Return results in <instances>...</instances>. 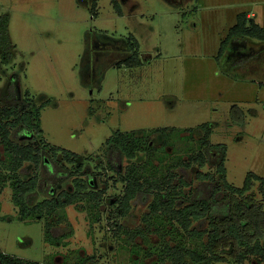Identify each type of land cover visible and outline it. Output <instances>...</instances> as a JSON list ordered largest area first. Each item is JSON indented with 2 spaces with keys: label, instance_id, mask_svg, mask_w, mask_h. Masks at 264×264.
<instances>
[{
  "label": "rangeland",
  "instance_id": "1",
  "mask_svg": "<svg viewBox=\"0 0 264 264\" xmlns=\"http://www.w3.org/2000/svg\"><path fill=\"white\" fill-rule=\"evenodd\" d=\"M117 1L122 14L112 0H0V15H11L16 45V57L0 63V94L13 84L20 99L28 94L39 105L48 99L37 137L78 153L84 170L95 172L91 189L105 191L97 220L83 201L56 212L52 221L70 234L52 245L45 218L22 219L7 183L0 193V250L11 256L43 264H78L89 255L96 264L154 263L158 255L145 252L160 240L153 228L159 223L147 219L153 195L121 209L126 180L107 166L106 142L116 131L144 133V147L152 146L133 159L123 156V173L149 157L147 174L159 178L172 172L174 183L183 174L186 191L198 184L199 170L220 180L215 151L203 166L193 162L183 168L204 151L206 124L209 141L227 145L230 183L242 186L251 171L264 177V40L246 36L240 49L228 44L220 54L239 13H254L264 26V0ZM130 37L138 42L140 62L119 64L134 52ZM31 141L35 137L23 139ZM66 164L75 170L78 162ZM25 166L23 178L36 173L34 164ZM73 179H65L59 190L70 188ZM252 191L263 200L260 181ZM48 195L39 190L36 201ZM135 230L143 233L131 237ZM214 264L264 262L251 256L244 263Z\"/></svg>",
  "mask_w": 264,
  "mask_h": 264
},
{
  "label": "trees",
  "instance_id": "2",
  "mask_svg": "<svg viewBox=\"0 0 264 264\" xmlns=\"http://www.w3.org/2000/svg\"><path fill=\"white\" fill-rule=\"evenodd\" d=\"M89 1V0H87ZM122 14L117 0H112ZM96 2L94 3V6ZM249 12H241L237 22L230 28L227 37L222 41L220 54L228 44L234 50L240 49L246 36L264 40V26L249 16ZM10 13L0 15V63H9L16 57V45L10 34ZM247 41V40H246ZM132 55L119 61V64H139L138 42L130 37ZM48 100V99H47ZM47 100L40 105L28 94L24 99L17 97L15 85H9L4 94H0V149L3 147L5 157H0V193L7 183L13 188V200L19 208L24 220H40L45 218L46 240L55 245L70 233L52 221L56 212L66 206L80 201L87 203L93 220L98 216L96 208L102 204L104 190H92L94 173L84 170L80 155L71 150L44 143L37 136L43 132L41 127V109ZM206 131L202 140L204 151L191 157L185 168L198 162L203 166L213 151L220 155L218 164V180L213 174L197 171L198 184L185 190L188 182L181 179L174 183L175 173L169 172L159 178H153L149 157L144 163L130 164L122 172L121 159H133L140 151H149L150 142H144L143 134L135 131H116L106 142L107 166L124 176L126 185L120 206L128 211L131 202L140 197L153 195L149 204L147 219L155 220L154 231L160 233V240L150 245L147 251L155 253L158 258L153 264H214L218 261L244 263L251 256H258L264 262V177L248 172L242 186H235L227 180L225 165L227 145L211 143L210 126L203 124ZM174 130V129H172ZM162 132L166 135L167 129ZM35 137V141L24 143L23 139ZM26 162L34 164L36 173L23 178L27 171ZM77 163L72 170L66 164ZM44 168V175L39 171ZM153 169L152 166L150 168ZM82 174L83 177H78ZM72 177L70 188L60 189L61 183ZM261 182L263 200L259 201L252 191L255 182ZM49 193L48 197L36 201L38 192ZM199 222L205 227L194 226ZM152 223L149 224L151 227ZM131 237L142 234L141 230L129 231ZM144 235V234H143ZM146 238V235H144ZM0 264H43L32 260L11 256L0 250ZM51 264V263H48ZM78 264H96L93 256L80 259Z\"/></svg>",
  "mask_w": 264,
  "mask_h": 264
},
{
  "label": "crops",
  "instance_id": "3",
  "mask_svg": "<svg viewBox=\"0 0 264 264\" xmlns=\"http://www.w3.org/2000/svg\"><path fill=\"white\" fill-rule=\"evenodd\" d=\"M253 15H254V13H250V14H249V16H253ZM255 16H256V15H255ZM260 48H261V47H260Z\"/></svg>",
  "mask_w": 264,
  "mask_h": 264
}]
</instances>
